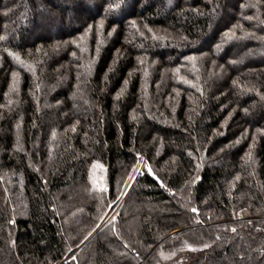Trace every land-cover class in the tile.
Here are the masks:
<instances>
[{
    "label": "trees",
    "instance_id": "1",
    "mask_svg": "<svg viewBox=\"0 0 264 264\" xmlns=\"http://www.w3.org/2000/svg\"><path fill=\"white\" fill-rule=\"evenodd\" d=\"M0 264H264V0H0Z\"/></svg>",
    "mask_w": 264,
    "mask_h": 264
},
{
    "label": "rangeland",
    "instance_id": "2",
    "mask_svg": "<svg viewBox=\"0 0 264 264\" xmlns=\"http://www.w3.org/2000/svg\"><path fill=\"white\" fill-rule=\"evenodd\" d=\"M143 167H144V159H142V158L137 159L131 173L128 175V177H127V179H126V181L122 187V190H121L118 198H116L115 201H113L109 205L107 211L102 216V218L98 224V228L113 218L114 214L116 213V211L119 208V205H120L124 195L126 194L128 189L130 188L134 178L143 171ZM177 231H178V228H174L170 231V233L177 232ZM159 255L161 257V260H165L169 256L168 254L163 253V252H161Z\"/></svg>",
    "mask_w": 264,
    "mask_h": 264
},
{
    "label": "snow or ice",
    "instance_id": "3",
    "mask_svg": "<svg viewBox=\"0 0 264 264\" xmlns=\"http://www.w3.org/2000/svg\"><path fill=\"white\" fill-rule=\"evenodd\" d=\"M193 211L195 212V211H196V209H193Z\"/></svg>",
    "mask_w": 264,
    "mask_h": 264
}]
</instances>
